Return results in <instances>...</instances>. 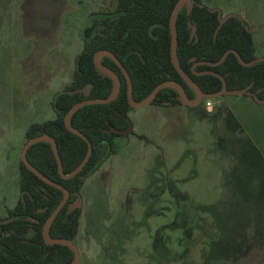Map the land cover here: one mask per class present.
Wrapping results in <instances>:
<instances>
[{
  "label": "rangeland",
  "instance_id": "374dc122",
  "mask_svg": "<svg viewBox=\"0 0 264 264\" xmlns=\"http://www.w3.org/2000/svg\"><path fill=\"white\" fill-rule=\"evenodd\" d=\"M202 1L244 20L264 55V0ZM110 8L111 0H0V219L20 196L25 129L55 118L52 97L72 80L81 32ZM211 105L128 114L132 130L115 139L116 154L80 192L79 264H264V104L226 95ZM156 166L165 190L148 184ZM178 192L212 204L199 218L215 226L214 243L196 244V252L188 245L183 259L168 225Z\"/></svg>",
  "mask_w": 264,
  "mask_h": 264
},
{
  "label": "trees",
  "instance_id": "16d2710c",
  "mask_svg": "<svg viewBox=\"0 0 264 264\" xmlns=\"http://www.w3.org/2000/svg\"><path fill=\"white\" fill-rule=\"evenodd\" d=\"M177 1L117 0L116 8L111 13L83 29V47L75 58L72 80L51 101L55 118L33 123L24 133L25 141L42 135L54 139L65 175L81 163L87 152L86 142L65 128L66 113L74 104L88 99H107L114 91L112 79L94 66L93 56L96 52H110L126 69L132 82V98L135 103L142 102L156 86L168 81L179 84L190 100L195 98L194 92L181 79L170 59L169 18ZM192 1L194 5H183L176 17V58L182 70L204 94H217L222 89L219 78L210 74L198 75L213 71L224 78L228 91L245 90L253 101L264 100V62L244 67L230 53L216 67L198 64L194 68L198 74L191 72L194 63H215L227 50L236 51L244 63L257 57L252 35L246 30L244 21L232 16L217 30V13L210 12L206 5L200 6L202 0ZM192 29H195L193 36ZM101 64L116 74L120 91L109 103L83 106L70 118L71 126L92 145L91 156L80 173L72 178L62 179L48 142L35 143L26 153L28 162L34 168L69 192L67 204L76 199L75 194H80L85 180L94 175L109 157L116 154L115 139L121 137L119 132L128 129L126 118L133 110L128 103L126 80L117 65L107 56L102 57ZM207 101L210 100H204ZM180 105L181 97L172 87L161 89L149 104L155 107ZM262 166L264 167L263 163ZM159 169L157 166L151 169L148 184L150 188L158 186L165 190L169 183L163 182L160 185L159 181H163L161 177L164 174ZM18 174L21 197L7 213V218L13 220L0 225V264L71 263L74 254L68 247L47 245L42 236L43 226L61 201L63 193L41 181L20 161ZM188 197L186 193L176 194L173 220L168 224L176 227L177 239L173 243L180 250V259L186 257L189 246L196 252V244L205 241L212 244L215 241V226L211 219L206 223L205 217L199 218V212L211 213L212 204H194L193 199ZM67 204L50 224L48 235L52 239L74 242L79 230L81 209L68 214ZM185 211H189L190 216ZM170 239L169 237L171 242ZM202 249L203 247L199 251Z\"/></svg>",
  "mask_w": 264,
  "mask_h": 264
},
{
  "label": "water",
  "instance_id": "95a60500",
  "mask_svg": "<svg viewBox=\"0 0 264 264\" xmlns=\"http://www.w3.org/2000/svg\"><path fill=\"white\" fill-rule=\"evenodd\" d=\"M184 4H187L189 7H192L194 5L192 0H178L176 2V4L174 5L170 18H169V29H170V59H171V63L173 65V67L175 68L176 72L179 74V76L183 79V81L186 83V85L195 93L196 95V102H192L191 100H189V98L187 97V95L185 94L183 88L177 84L176 82H172V81H168V82H163L161 84H159L158 86H156V88L153 90V92L151 93V95L146 98L145 100H143L140 103H135L133 101L132 98V83H131V79L127 73V71L124 69V67L122 66V64L109 52L106 51H99L97 53L94 54L93 57V63L95 65V67L100 70L101 72L105 73L106 75H108L113 81H114V92L113 94L107 98V99H88V100H84L82 102H79L77 104H74L69 111L66 113L65 117H64V126L65 128L70 131L71 133L75 134L76 136L82 138L86 144H87V152L85 157L83 158V160L81 161V163L69 174L65 175L63 170H62V163L60 160V156L58 154V149L56 146V143L54 141L53 138L49 137L48 135H42V136H37L34 138H31L29 140H27L25 142V144L22 147L21 153H20V161L22 162V164L29 170L31 171L36 177H38L41 181H43L44 183L60 190L63 193V197L61 199V201L59 202V204L56 206V208L52 211V213L50 214V216L47 218L43 229H42V236H43V240L45 242V244H59V245H64L66 247H68L74 254V259L71 263L69 264H79L80 261V254L79 251L76 247V245L70 241V240H65V239H52L49 237L48 235V228L50 226V224L52 223V221L55 219V217L60 213V211L62 210V208L66 205L67 200L69 198V192L63 188L61 185L51 181L50 179L46 178L44 175H42L36 168H34L27 160L26 157V153L28 151V149L35 143L38 142H48L51 147H52V151L57 163V168H58V173L60 175V177L62 179H69L72 178L74 176H76L77 174L80 173V171L83 169V167L85 166V164L87 163V161L89 160L91 153H92V145L91 143L86 139V137L80 133L78 130L74 129L71 124H70V118L72 117V115L81 107L86 106V105H101V104H107L110 101H112L116 95L119 93L120 91V82L118 80V77L108 68H106L105 66H103L100 63V56H107L110 59H112L117 66L120 68L122 74L124 75L126 82H127V98H128V103L130 105L131 108L133 109H139L142 107H146L150 104V102L154 99V97L156 96V94L163 88H167V87H172L174 89H176L181 97V100L183 102L184 105L188 106V107H194L197 106L202 100H214L217 98H220L224 95H243L245 93H247L245 90L243 91H228L226 89V83L223 77H221L219 74L213 72V71H206L202 74H210L213 75L217 78H219V80L222 82V89L220 90V92H218L217 94H213V95H208V94H204L199 87L192 81V79L189 77L188 74H186L182 68L180 67L177 58H176V44H177V30H176V17L177 14L179 12V10L182 8V6ZM211 12H217V18L219 21V25L217 30L223 25V23L226 21L227 17H221V11L219 9H210ZM195 33V29H192L191 35H193ZM234 54L235 57L237 58V61L240 65L244 66V67H249L257 62H264V57H257L254 60L248 62V63H244L242 62L239 54L234 51V50H227L222 56L221 58L215 62V63H206V62H200L201 64H205L209 67H216L220 64L223 63V61L225 60V58L227 57L228 54ZM197 65L194 64L192 67V71L193 68ZM194 72V71H193ZM255 102L260 103V104H264V100H258L255 99ZM132 129V124L129 122V128L128 130L124 131V132H119V134L121 135H126L130 132V130ZM76 195V199L68 204L67 206V213H71L73 210L75 209H79L82 207L83 203H82V198L80 196V194H75ZM12 219H5V220H0V225H4L7 224L9 222H11Z\"/></svg>",
  "mask_w": 264,
  "mask_h": 264
},
{
  "label": "flooded vegetation",
  "instance_id": "af4514ba",
  "mask_svg": "<svg viewBox=\"0 0 264 264\" xmlns=\"http://www.w3.org/2000/svg\"><path fill=\"white\" fill-rule=\"evenodd\" d=\"M116 1L117 0H111V8L109 9V10H104V11H99V12H95V13H93L91 16H90V19H89V22L87 23V25H90V24H92L94 21H96L97 19H99V18H101V17H104V15H107V14H109V13H111L115 8H116ZM185 5V4H184ZM204 5H206V4H204L203 3V1H202V4H200V6H204ZM207 6V5H206ZM183 7V6H182ZM208 7V6H207ZM208 9H209V11H210V9H218V8H214V7H208ZM220 10V9H219ZM211 12V11H210ZM212 13H214V12H212ZM217 13V12H216ZM232 16H234V17H237V16H235V15H223L222 14V12H221V17H227V19L229 18V17H232ZM237 18H239V17H237ZM227 19H226V21H227ZM240 19V18H239ZM242 20V19H241ZM225 21V22H226ZM242 21H244V20H242ZM224 22V23H225ZM245 22V21H244ZM223 23V24H224ZM246 23V22H245ZM86 25V26H87ZM85 26V27H86ZM84 27V28H85ZM83 28V29H84ZM151 29V28H150ZM246 30H248L250 33H251V31L249 30V27H248V25H247V23H246ZM83 31V30H82ZM192 32V31H191ZM194 35V34H193ZM193 35H191V36H193ZM252 35V34H251ZM81 36H82V32H81ZM83 42V41H82ZM83 47V46H82ZM82 51V50H81ZM99 52V51H98ZM107 52V51H106ZM97 53V52H96ZM110 53V52H109ZM80 54V53H79ZM113 55V54H112ZM103 56H105V55H103ZM103 56H100L99 57V59H100V63H101V59H102V57ZM114 56V55H113ZM94 57V56H93ZM115 57V56H114ZM257 57H264V55H262V56H257ZM256 57V58H257ZM76 58V57H75ZM109 58V57H108ZM116 58V57H115ZM112 60V59H111ZM118 60V59H117ZM113 61V60H112ZM74 62H75V59H74ZM114 62V61H113ZM115 63V62H114ZM197 63V65L198 64H201L200 62H196ZM196 63H194V64H196ZM116 64V63H115ZM193 64V65H194ZM117 65V64H116ZM193 65H192V67H193ZM196 65V66H197ZM205 65V64H204ZM95 66V65H94ZM195 66V67H196ZM118 67V66H117ZM192 67H191V72L193 73V74H198V73H195V71H194V68H193V71H192ZM209 67V66H208ZM107 68V67H106ZM119 68V67H118ZM212 68V67H211ZM125 69V68H124ZM110 70V69H109ZM119 70H120V68H119ZM126 70V69H125ZM121 71V70H120ZM74 72V71H73ZM206 72V71H205ZM114 73V72H113ZM122 73V72H121ZM128 73V72H127ZM186 73V72H185ZM202 73H204V72H202ZM202 73H199L198 75H205V74H202ZM115 74V73H114ZM187 74V73H186ZM116 75V74H115ZM129 75V74H128ZM124 76V75H123ZM130 77V76H129ZM125 78V77H124ZM182 79V78H181ZM119 80V79H118ZM126 80V79H125ZM183 80V79H182ZM113 81V80H112ZM71 82V81H70ZM127 83V82H126ZM132 83V82H131ZM69 84V83H68ZM67 84V85H68ZM113 84H114V81H113ZM186 84V83H185ZM67 85H65V86H67ZM64 86V87H65ZM64 87H63V89H64ZM114 88H115V85H114ZM62 89V90H63ZM61 90V91H62ZM61 91H59V92H61ZM114 92V91H113ZM58 92H56L55 94H57ZM54 94V95H55ZM186 94V93H185ZM195 94V93H194ZM53 95V96H54ZM243 95H246V96H248V97H250L247 93H245V94H243ZM243 95H241V96H243ZM224 96H226V95H224ZM188 97V96H187ZM223 97V96H222ZM221 98V97H220ZM52 99H53V97H52ZM219 98H217V99H214V100H218ZM190 100V99H189ZM214 100H210V101H207V102H210L211 103V101H214ZM192 102H196L197 101V99H196V95H195V98L193 99V100H191ZM254 101H255V99H254ZM182 105H184L183 104V102H182ZM182 105H180V106H182ZM204 105V108H205V110L207 111V112H211V109L213 108V106L210 104V107H207L206 106V102H204V100H202L197 106H194V107H189V108H199V107H201V106H203ZM149 106V105H148ZM184 106H186V105H184ZM176 107H179V106H176ZM188 107V106H187ZM175 108V107H174ZM133 109V108H132ZM134 110V109H133ZM127 119V121H128V124H129V122H130V120L128 119V118H126ZM131 123V122H130ZM33 124V123H32ZM31 125V124H30ZM128 128H129V125H128ZM27 129V128H26ZM25 129V130H26ZM128 130V129H127ZM132 130V129H131ZM130 130V131H131ZM124 132V131H123ZM25 133V132H24ZM130 133V132H129ZM128 133V134H129ZM121 135V134H120ZM127 135V134H126ZM126 135H121V137H125ZM29 140V139H28ZM27 141V140H26ZM26 141H24V143H23V145L25 144V142ZM23 147V146H22ZM21 150H22V148H21ZM21 153V152H20ZM19 161H20V158H19V160H18V163H19ZM21 162V161H20ZM22 163V162H21ZM18 188H19V174H18ZM19 193H20V190H19ZM81 196V195H80ZM20 197H21V193H20V196H19V199H18V201L20 200ZM82 198V197H81ZM18 201L16 202V204L18 203ZM68 201V200H67ZM73 202V201H72ZM72 202H70V203H72ZM69 203V204H70ZM82 203H83V201H82ZM15 204V205H16ZM67 204V203H66ZM14 205V206H15ZM13 206V207H14ZM67 206H68V204H67ZM83 206V205H82ZM12 207V208H13ZM12 208H10V209H12ZM79 209H81V208H79ZM8 210L9 209H7L6 210V216L4 217V218H1L0 220H5V219H9V218H7V213H8ZM76 210V209H75ZM74 211V210H73ZM12 219V218H11ZM13 220V219H12ZM77 237V236H76ZM76 240V239H75ZM74 244H75V241L73 242ZM80 262V261H79Z\"/></svg>",
  "mask_w": 264,
  "mask_h": 264
},
{
  "label": "built area",
  "instance_id": "2783aa9c",
  "mask_svg": "<svg viewBox=\"0 0 264 264\" xmlns=\"http://www.w3.org/2000/svg\"><path fill=\"white\" fill-rule=\"evenodd\" d=\"M210 104H211L210 102H206L207 107H210Z\"/></svg>",
  "mask_w": 264,
  "mask_h": 264
}]
</instances>
